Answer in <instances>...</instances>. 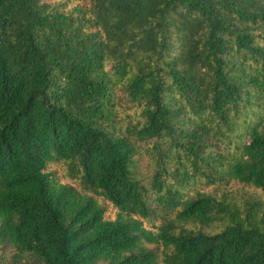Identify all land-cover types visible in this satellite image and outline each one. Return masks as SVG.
<instances>
[{
	"label": "trees",
	"instance_id": "1",
	"mask_svg": "<svg viewBox=\"0 0 264 264\" xmlns=\"http://www.w3.org/2000/svg\"><path fill=\"white\" fill-rule=\"evenodd\" d=\"M236 189L264 191V0H0V264H264Z\"/></svg>",
	"mask_w": 264,
	"mask_h": 264
},
{
	"label": "rangeland",
	"instance_id": "2",
	"mask_svg": "<svg viewBox=\"0 0 264 264\" xmlns=\"http://www.w3.org/2000/svg\"><path fill=\"white\" fill-rule=\"evenodd\" d=\"M117 95H120V96H118L117 100H119L118 105L121 106L122 116L127 115L129 113L131 114L132 112H131L130 102L128 100H126L124 97H121L122 94L120 92H117ZM125 123H126V121H125ZM139 171H140V173H144L143 176L146 177V179H149L151 171H150L149 167L147 166L146 160L142 161ZM253 197L258 199V200L264 201V191L258 192L256 194H252L251 192H244V191L236 189V191L234 193L230 194V192H229L227 194L228 199L231 200L232 198H234V201L239 205H242L245 201L250 200Z\"/></svg>",
	"mask_w": 264,
	"mask_h": 264
}]
</instances>
